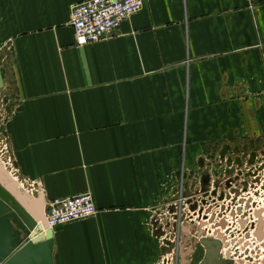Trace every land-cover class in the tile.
<instances>
[{"label":"crops","instance_id":"obj_1","mask_svg":"<svg viewBox=\"0 0 264 264\" xmlns=\"http://www.w3.org/2000/svg\"><path fill=\"white\" fill-rule=\"evenodd\" d=\"M83 1L0 0L10 173L45 221L53 199L94 197L95 215L53 230L54 264H164L151 215L184 156L264 133V1L145 0L79 45Z\"/></svg>","mask_w":264,"mask_h":264},{"label":"built area","instance_id":"obj_2","mask_svg":"<svg viewBox=\"0 0 264 264\" xmlns=\"http://www.w3.org/2000/svg\"><path fill=\"white\" fill-rule=\"evenodd\" d=\"M253 3L264 0H247ZM145 0H85L72 7L71 25L79 45L107 39L124 21L141 11ZM185 156L172 196L151 215V225L169 252L164 264L192 261L203 238L221 242L220 257L233 264H264V176L218 191L203 193L187 186ZM193 183V182H192ZM247 187V188H246ZM98 212L91 193L56 198L46 209V225L58 226L92 217ZM173 228V234L166 230ZM188 232V233H185ZM188 236V238H186ZM191 240L188 242L187 240ZM187 257H184L186 252ZM168 254L170 256H168Z\"/></svg>","mask_w":264,"mask_h":264},{"label":"water","instance_id":"obj_3","mask_svg":"<svg viewBox=\"0 0 264 264\" xmlns=\"http://www.w3.org/2000/svg\"><path fill=\"white\" fill-rule=\"evenodd\" d=\"M4 87L0 65V89ZM0 178V264H54V234L41 213L31 214L25 197ZM5 184V183H4ZM221 242L203 238L191 264H233L220 257Z\"/></svg>","mask_w":264,"mask_h":264},{"label":"flooded vegetation","instance_id":"obj_4","mask_svg":"<svg viewBox=\"0 0 264 264\" xmlns=\"http://www.w3.org/2000/svg\"><path fill=\"white\" fill-rule=\"evenodd\" d=\"M263 146L264 133L246 140L227 137L216 147L205 149L196 165H189L185 159V177L191 181V185L188 182L187 186L193 191L197 187L195 182H198L203 193L208 194L212 190L216 195L224 188L247 180L260 182V177L264 176ZM189 252L184 254L185 258ZM182 264H191V261Z\"/></svg>","mask_w":264,"mask_h":264},{"label":"rangeland","instance_id":"obj_5","mask_svg":"<svg viewBox=\"0 0 264 264\" xmlns=\"http://www.w3.org/2000/svg\"><path fill=\"white\" fill-rule=\"evenodd\" d=\"M2 56L3 55H0L1 58ZM11 93H13V91L11 90L6 91L4 90V87L0 89V161H1V165L4 167V170L8 171V173H10V171H14L13 170L14 164H13V158L11 156V151H10L11 147H10V139H9L10 138L9 137V122H10L9 116H10V108L12 106V103L10 102L12 98H10L9 94ZM8 175L9 176L11 175L10 177L8 176L9 178L11 177L15 178L18 181V179L15 176H13L11 173ZM18 183L21 185V182L18 181ZM172 229L173 228L167 229L166 234H173ZM185 233H188V232H185ZM186 238H188V236ZM187 241L190 242L191 240L189 239ZM168 256L170 255L168 254Z\"/></svg>","mask_w":264,"mask_h":264},{"label":"bare ground","instance_id":"obj_6","mask_svg":"<svg viewBox=\"0 0 264 264\" xmlns=\"http://www.w3.org/2000/svg\"><path fill=\"white\" fill-rule=\"evenodd\" d=\"M1 167V166H0ZM4 168V167H3ZM6 172H8V171H6ZM10 174V173H9ZM5 175H7V174H5ZM9 176V175H8ZM11 176V175H10ZM9 176V177H10ZM4 178L5 179V177H4V173L3 174H1V178ZM8 178H6L5 180H6V182L7 181H9L10 179V181H9V183H12V184H8V182H7V184H8V186H13L14 187V185H15V183L17 184V187H16V189H14L15 190V192H16V194L17 195H19V196H21V197H28V199H31V201H35V197L33 198V196H32V194L30 193H25V191L23 190V188L21 187V185L18 183V181L15 179V178H10L9 180H7ZM27 192V191H26ZM38 199V198H37ZM39 200V199H38ZM28 202V201H27ZM30 203V202H29ZM30 205H32V204H30ZM29 205V206H30ZM39 207H40V205H39ZM31 208V207H30ZM35 211V210H34Z\"/></svg>","mask_w":264,"mask_h":264}]
</instances>
